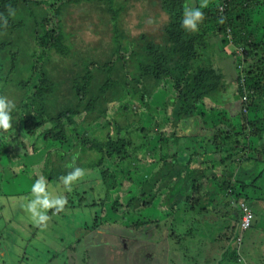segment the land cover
Instances as JSON below:
<instances>
[{"label": "trees", "instance_id": "trees-1", "mask_svg": "<svg viewBox=\"0 0 264 264\" xmlns=\"http://www.w3.org/2000/svg\"><path fill=\"white\" fill-rule=\"evenodd\" d=\"M51 2L0 0V96L15 105L11 128L0 129V146L10 142L14 153L25 158L40 151L37 139L67 143L70 148L60 159L69 154L74 167L95 175L96 196L103 192L85 206L107 207L113 226L135 231L153 227L167 234L170 255L176 257V245H184L191 231L185 228L195 218L222 210L224 231L216 240L224 247L217 263L242 264L234 246L243 236L242 207L251 212V206L264 203V107L259 118L247 117V111L264 102V40L255 41L264 29L254 27L264 0L209 2L196 33L181 25L185 6L198 8V0L196 6L190 0H63L56 7ZM137 3L146 5L140 14L143 24L153 9L166 17L156 34L130 37L124 20ZM78 9L83 21L109 24L107 43L99 28L93 33L95 43L68 30V16ZM228 37L232 44L225 49ZM214 40L222 54L235 58L230 70L216 63L214 53H206ZM238 48L246 57L240 58ZM224 78L234 85L228 87ZM168 84L174 85L176 100L166 111L154 99ZM136 95L138 102L133 101ZM216 110H224L226 118L208 123ZM235 117L239 130L229 123ZM163 124L170 126L169 133L161 130ZM232 166H237L234 174ZM69 170L65 167L60 176ZM72 195L66 207L74 208ZM150 209L159 216L140 217ZM99 220L92 221L91 231L109 225ZM222 222L213 228L205 223L207 233Z\"/></svg>", "mask_w": 264, "mask_h": 264}, {"label": "rangeland", "instance_id": "rangeland-1", "mask_svg": "<svg viewBox=\"0 0 264 264\" xmlns=\"http://www.w3.org/2000/svg\"><path fill=\"white\" fill-rule=\"evenodd\" d=\"M46 1L51 2V0ZM62 1L52 0L51 6L56 7ZM190 1L194 5L197 3V0ZM209 2L213 4L216 0H209ZM143 3L134 4L130 9L129 15L124 20L126 26L130 29V37L135 38L141 32L148 35L156 34L157 30L166 21V17L160 13L159 9H156V12L153 9L152 12L148 13L150 18L143 24L140 20V14L146 13V5ZM73 13L75 15L72 17L68 16V23L66 22L68 30H77L76 36H82L85 42L95 43L97 37L93 33L99 28V31L104 30V42L107 43L109 41V24L105 23L103 26L95 18L88 22L83 21L79 14V9ZM254 22V27L264 29V7L257 12ZM93 23H96V25L91 27ZM54 25L52 22L49 23L51 30L56 29L53 27ZM253 31L256 35L257 30L254 29ZM258 40H264V33L261 34L260 32L259 35L255 36V41ZM221 52L223 51L220 50ZM206 53L208 55L213 54L212 46L207 47ZM243 54L245 55V53ZM223 55L225 56V53ZM224 56L222 60H224ZM216 57L219 61L221 55H216ZM234 59L231 57L228 61L229 70L233 67ZM218 64H221V62ZM224 80L228 87L234 85L233 80L227 78H224ZM230 81L233 82L230 83ZM169 86L158 92L155 97L158 100H162L165 104L154 99V103L162 109L165 107L166 111L176 100L175 87L173 84ZM233 90V88L230 90V95L233 94ZM232 97L238 105L236 94L232 95ZM138 99L139 97L136 95L133 101L138 102ZM167 101L169 102L168 106ZM263 107L264 102L261 106H255L250 113L247 111L248 120L252 121L259 118ZM166 113H169V110ZM145 117L148 118L149 116L145 115ZM225 118L224 110H216L212 113L210 120L207 121L212 123V120L218 123ZM163 120L164 118H162ZM229 123L236 130L241 129L238 117L232 118ZM169 132L170 128L167 133ZM37 140L39 141L35 143V139L30 138V141L35 143L40 151L36 154H31L30 152V155L25 158L14 153L13 145L10 142L6 143L5 141L6 144L1 143L0 146V264H132V261L135 260H133L134 256L130 254L133 253L138 254L141 264H218L224 244L216 239L218 234L221 235L223 233V230L215 229L211 235L207 233L205 223L213 226L214 222L219 221V214L206 216L203 219L195 218V223L190 226L191 231L185 235V241L182 243L185 250L178 244L176 247L180 251L177 257L170 255L172 254V247L169 245L172 242L167 238V234L160 233L153 227H144L135 231L127 227L113 226L112 218L114 216L106 215V212L109 211V209H106L107 207L101 209V207L94 205L91 207L85 206L91 205L93 199L102 198L103 194L99 190V194L96 196L98 189L93 187L92 183L96 181H93L95 175H92V172L85 173L83 178L71 185L72 190L67 191L60 175L63 174L66 165L71 163V161L69 160V154L61 157V159L59 156L63 155L64 151H67L70 146H67L65 142H52L55 140L50 138L47 142H43L41 139ZM253 142V138L247 141L248 144ZM199 144L201 143L199 142ZM26 146L28 149L30 148L29 143ZM47 151H51L52 156L51 153L50 156H46L45 153ZM6 152L10 153L5 154ZM58 153L59 155H57ZM49 161L50 163H48ZM72 170L70 168L69 172ZM236 170L237 166H232L230 169L232 174ZM52 172L54 173L53 175L50 174ZM227 176L228 174L224 177L227 178ZM41 177L44 178L48 186L47 190L54 197L63 196L66 200L68 195L78 194L76 196L72 195L71 200L74 208L66 207L65 203L64 207L59 211L56 209L47 210L49 220L45 225L34 223L26 210L27 204L33 198L31 186ZM78 196L82 197L80 200L81 204H83L82 207L78 206L80 199ZM258 203H260L259 206H251L250 208L254 216V220H251L252 227L243 233L240 245L234 244L235 247L239 248L238 253L241 256L242 264H264V236L260 233L261 227H263L262 231L264 232V203ZM147 214L159 216L156 210L150 209L143 210L140 217L146 218L148 217ZM95 217H99L102 221L108 220L107 223L111 226H100L96 230L91 231L92 221ZM104 224L106 223L104 222ZM31 227L33 228L31 229ZM36 227L40 229L37 231ZM29 236L30 238L27 241ZM18 238L23 243H19ZM5 252L7 254L4 257L2 255ZM184 254L187 257L183 258ZM19 257H23V259H19ZM138 262L135 261V263ZM224 264L234 263L225 262Z\"/></svg>", "mask_w": 264, "mask_h": 264}, {"label": "clouds", "instance_id": "clouds-1", "mask_svg": "<svg viewBox=\"0 0 264 264\" xmlns=\"http://www.w3.org/2000/svg\"><path fill=\"white\" fill-rule=\"evenodd\" d=\"M209 7V0H201V3L198 8H193L190 6H185L184 9V19L182 21V28L186 31L191 33L198 32V25L204 20L205 15L203 9H207ZM9 15L14 16L15 12L9 9ZM0 19H3L0 17ZM6 24L7 21L4 20ZM229 45L225 48L231 47V39L228 37ZM215 41V40H214ZM218 47L219 43L216 41ZM238 55L240 58L246 57V53L243 49H237ZM245 53V55L243 54ZM15 105L12 101L8 100L6 97L0 96V129L7 131L11 128L10 121L12 120V111L14 110ZM66 167L72 168L73 170L70 171L67 175L62 176L61 180L64 186L66 187L67 191H71V185L80 180L85 176V170L79 167H74L73 164H68ZM48 186L45 183L43 177L38 179L32 186H31V194L32 199L26 206L27 212L30 214L32 220L37 225H45L46 222L49 220V216L47 215V210L49 209H56L57 211L61 210L66 200L63 196H53L48 190ZM244 233V232H242ZM243 237V236H242ZM241 237V239H242ZM242 241V240H241ZM238 245V243H236ZM240 245V244H239Z\"/></svg>", "mask_w": 264, "mask_h": 264}, {"label": "crops", "instance_id": "crops-1", "mask_svg": "<svg viewBox=\"0 0 264 264\" xmlns=\"http://www.w3.org/2000/svg\"><path fill=\"white\" fill-rule=\"evenodd\" d=\"M199 2H201L200 0H198ZM211 46H212V50H213V53H214V55L216 54L217 56L218 55H221V58H220V60L218 61V59H217V57L215 56V60H216V63H219V62H221V64L222 65H220L222 68H223V70H224V67L226 66V65H228V61H229V59H228V57L227 56H224L223 54H222V52L220 53V49H219V47H218V45H217V43H215V41H212V44H211ZM226 49V48H225ZM227 52H229V49H227ZM224 56V60H222V57ZM218 65V64H217ZM167 86H169V84L167 85ZM169 90H170V86H169ZM162 91V90H161ZM156 99V101L158 102V101H160V102H162L163 104H165L162 100H158L157 98H155ZM168 99V98H167ZM168 101H169V99H168ZM167 101V105H168V102ZM170 105V104H169ZM158 107H160V106H158ZM161 108V107H160ZM160 118H161V121H162V118H164V120H163V122L165 121V119H166V117H167V115H165V114H161L160 116H159ZM164 125V124H163ZM169 127L170 126H165L164 125V127H162V129L161 130H163V131H168V129H169ZM22 194V193H21ZM219 214V221L220 222H222L223 221V219H222V217L220 216V213H218ZM199 219V218H198ZM229 219H227L226 220V222H227V224L228 225H231V226H233L234 225V222L233 221H228ZM222 224H223V226H224V223L222 222L221 223V225H219V226H216V228H214V231H215V229L216 230H223L224 231V229L222 228ZM192 225V224H191ZM190 225V226H191ZM190 226H187L185 229H188ZM214 227V225L212 226V228ZM33 227H31V229H32ZM37 228V227H36ZM262 229H263V227H261L260 228V233H261V235H263L264 236V232L262 231ZM220 234H218V236H219ZM31 236V235H30ZM30 236L27 238V241H28V239L30 238ZM264 238V237H263ZM20 238H18V242L19 243H23V241H20L19 240ZM27 241H26V244H27ZM0 249H1V245H0ZM3 255H4V253H3ZM2 255V256H3ZM20 259V258H19ZM22 259H23V257H22ZM255 260H259V259H255ZM227 262H230L229 260H227ZM234 263V262H233ZM135 264H141L140 262H138V263H135ZM235 264V263H234Z\"/></svg>", "mask_w": 264, "mask_h": 264}, {"label": "built area", "instance_id": "built-area-1", "mask_svg": "<svg viewBox=\"0 0 264 264\" xmlns=\"http://www.w3.org/2000/svg\"><path fill=\"white\" fill-rule=\"evenodd\" d=\"M243 209V217L241 219V224H240V231L241 233L246 231L249 227H250V224H251V220H252V215H251V212L249 211L248 208L246 207H242ZM241 236L237 239V243L240 244V241H241Z\"/></svg>", "mask_w": 264, "mask_h": 264}, {"label": "flooded vegetation", "instance_id": "flooded-vegetation-1", "mask_svg": "<svg viewBox=\"0 0 264 264\" xmlns=\"http://www.w3.org/2000/svg\"><path fill=\"white\" fill-rule=\"evenodd\" d=\"M130 255H131V256H134V259H133V260H135V261H139V262H140L141 259H139V256H138L137 253H133V254H130ZM135 261H132V264H135Z\"/></svg>", "mask_w": 264, "mask_h": 264}]
</instances>
